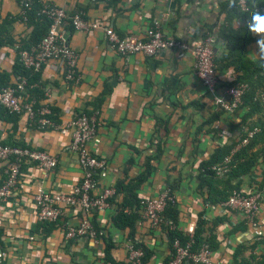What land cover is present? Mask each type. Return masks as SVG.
Here are the masks:
<instances>
[{"label": "crops", "instance_id": "1", "mask_svg": "<svg viewBox=\"0 0 264 264\" xmlns=\"http://www.w3.org/2000/svg\"><path fill=\"white\" fill-rule=\"evenodd\" d=\"M43 4L62 8L69 16L84 12L89 21L103 28L82 33L72 31L68 25L63 41L80 54L81 80H67L65 67L50 61L30 86L43 92L41 97L35 93L38 98H32L26 92V101L36 107H50L60 125L79 115L95 116L100 124V143L91 148L108 166V175L99 179L95 194L108 186L116 189L120 183L129 184L145 174L136 191L138 197H156L172 189L183 234H189L191 228L195 231L202 216L210 224L225 219L216 232L221 248L213 254L212 264H232L240 246L253 245L258 229L250 224L246 231L232 234L244 216L209 204V189L202 187V166L218 148L239 137L236 127L245 111H226L217 119L215 116L222 112L218 100L229 99L228 84L236 81L240 73L234 66L219 70L220 85L211 92L197 76L191 52L168 48L154 57L122 56L105 33V28L112 27L122 38L147 39L148 31L157 24L167 38L190 44L214 38L216 57L220 58L230 52L228 43L220 37L223 28L231 26L224 11L227 0H122L116 6L109 0H43ZM19 17V0H0V26L7 19ZM13 27L17 45L0 49V72L10 73L11 83L16 84L19 77L13 69L19 59L17 46L32 30L21 22ZM232 27L241 30L244 21L236 19ZM249 51L252 59H261L254 54L258 52L256 42L249 45ZM71 141L70 135L42 129L32 125L26 115L11 116L0 108V143L24 144L58 160V166L50 171L32 164L22 174L14 195L0 203V264H111L103 237L68 238V227L78 226L85 218L96 222L101 235L113 243L111 256L115 264H129L128 245L134 241L153 253L147 264H165L172 254L169 238L163 227L153 228L143 218V207L134 241L129 228L116 226L123 193H118L105 211L87 214L79 207L72 208L62 224L55 227L39 221L36 195L40 189L70 193L85 177L80 157L70 150ZM263 167L243 178L245 193H254ZM4 179L0 168V184ZM256 221L264 232V202ZM253 255L260 257L264 250ZM250 257L251 252H246L244 258Z\"/></svg>", "mask_w": 264, "mask_h": 264}, {"label": "built area", "instance_id": "2", "mask_svg": "<svg viewBox=\"0 0 264 264\" xmlns=\"http://www.w3.org/2000/svg\"><path fill=\"white\" fill-rule=\"evenodd\" d=\"M36 0H19L22 15L30 9ZM240 5L246 9L247 0H239ZM44 14L52 22L47 36L42 42L31 49L20 52V60L23 66L34 72H40L50 61H57L65 67L67 80L79 82L78 65L80 54L63 41V33L69 23L73 24L78 32L91 33L103 27L98 22L89 21L84 13L70 17L62 8L46 6ZM109 43L122 56L143 54L148 57L157 56L168 48H178L190 54L196 60V74L203 84L211 92H216L220 85L219 70L216 65V41L209 37L202 43L190 44L184 41L167 38L155 25L147 33V39L134 36L122 38L115 30L105 28ZM28 81L19 77L15 87L3 88L0 91V108L6 109L15 115H26L30 123L42 129L58 130L72 138L70 150L80 157V162L85 170V177L70 193H53L40 189L36 195L38 205V218L40 222H57L66 218L69 210L79 207L85 213L105 211L111 204L110 199L116 196L114 187H106L99 194H95L99 179H105L108 175L107 162L99 158L91 148L93 144L100 143L98 134L99 122L95 116L87 114L79 115L71 122L60 125L53 118V110L48 106L36 109L33 103L26 101V88ZM248 89L247 84H239L228 88V100L219 99L218 103L229 113H236L241 105ZM264 103V92L258 95ZM247 137L233 149V154L249 143L258 128L250 131L245 129ZM232 154V155H233ZM232 155L227 157L222 164L215 166L218 175L222 176L230 171ZM3 164L4 167H3ZM24 164H36L44 170L50 171L58 166V160L46 151L32 148H22L0 143V168L4 170L5 179L0 184V203L10 199L18 188L22 177ZM174 200L170 191L156 197L143 199V218L153 228H162L164 214L170 201ZM264 201V189L255 193L235 192L230 200L221 206L228 210L239 212L244 219L258 229V237L263 235L256 219ZM189 234L193 236L194 228ZM100 233L88 218L82 220L78 226L70 225L67 230L69 239L88 237L97 239ZM190 244L183 246L176 241L173 246L174 256L170 264H212L213 254L208 245H204L199 253L191 251ZM129 264H145L146 254L133 243L128 245ZM3 253L0 252V258Z\"/></svg>", "mask_w": 264, "mask_h": 264}, {"label": "trees", "instance_id": "3", "mask_svg": "<svg viewBox=\"0 0 264 264\" xmlns=\"http://www.w3.org/2000/svg\"><path fill=\"white\" fill-rule=\"evenodd\" d=\"M121 1L122 0H109L112 6H116V4ZM45 7L46 6L43 4V0H36L32 7L26 10L25 16L22 15V17L17 19L10 18L5 20L0 26V49L3 47H16L17 42L14 39L13 26L17 22L25 23L27 28L32 30V33L28 37L18 43L17 49L19 54L23 50H28L38 46L47 36L52 25L49 17L44 14ZM224 11L228 14V18L231 19V26L223 28L220 37L228 43L230 52L220 58L216 57L217 69L222 70L231 66L236 67L240 76L236 81L228 84V88L239 84H247L248 89L244 96L243 104L239 109L246 112L242 122L236 127L240 132L239 137L236 140H233L231 144L218 148L213 157L202 166V187H207L209 189L208 202L211 206L222 205L228 202L235 192L243 191V178L250 176L260 166L264 165V103L258 98V95L261 92H264V59L254 60L250 57L249 45L255 43L258 37L250 33L247 28V23L251 18L252 12L257 11L264 14V0H247L246 9H244L240 5V1L237 0L236 7L230 8L228 4H225ZM75 15L70 17H74ZM236 19L244 21L245 27L243 29L236 30L232 27L233 21ZM69 25V27H71L70 29L75 31L73 24L69 23ZM13 73L17 78L21 77L27 79L29 84L26 88V92L29 93L30 96L33 95L32 98L36 97L34 95L35 93L40 94L39 97H41L43 92L30 88L31 85L37 82L38 74L26 69L23 66L20 60V55L19 59L15 63ZM15 86L16 84L11 83L10 73L0 72V91L3 88ZM42 98H44V95ZM37 102H40L39 99H37ZM40 107L41 106H35L36 109H39ZM221 110L222 112H219L215 116V119L220 118L221 114L226 112L223 107ZM5 111L7 110L5 109ZM7 114L11 116L15 115L9 113L8 111ZM51 118L58 121V117L54 118L53 116ZM246 128L250 131L258 128L259 131L256 132L253 138L249 140V143L246 146L242 147L233 154V149L248 136V132L245 130ZM1 144L22 148L28 147L24 144L17 143ZM231 155L232 160L230 163V171L222 176L218 175L214 167L222 164L223 161ZM31 165L32 164H24L22 167V173L26 172ZM148 171H150V169H148ZM145 176V174L140 175L135 181L130 182L129 184L120 183L116 187L117 194H124V201L120 204L119 211L115 217V224L122 229L129 228L131 231L130 238H132V240L137 224L141 220L139 211L140 208H142L143 201V199L138 197L136 191L144 181ZM236 180L240 181L234 184ZM255 186L256 187L253 189L254 193L264 189V167L262 169L261 181L257 182ZM169 191L174 197L173 190L171 189ZM115 197L116 196L112 197L110 201L112 202ZM179 217L180 212L176 207L175 200H172L170 201L164 214L163 229L169 238L171 245L170 248L172 251L171 258L165 264H170L172 261L175 254L173 246L176 241H179L183 246L190 244L192 246L191 251L193 253H199L204 245L209 246L212 254H215L220 250L221 242L218 240L216 232L218 227L225 222V219L218 220L214 224H210L202 216L197 223L193 236H191L180 232ZM61 221L62 220L57 222H46L43 224L55 227L62 224ZM93 224L100 233L101 229L98 224L96 222ZM249 225L250 224L244 220L232 231V234L235 232L246 231L249 228ZM100 237H103L106 241L107 261L111 262V264H115L111 256V250L114 247L113 243L102 235H100ZM2 238L3 229L0 227V247L3 248ZM134 243L138 249H142L145 252V264L149 263L153 258V253L146 246L136 243L135 241ZM258 250H264V232L261 237H256L255 242L250 247L240 246L234 254L232 264H264V255H261L260 257L253 255L256 254ZM248 251L251 252V257L250 259H245V253Z\"/></svg>", "mask_w": 264, "mask_h": 264}, {"label": "clouds", "instance_id": "4", "mask_svg": "<svg viewBox=\"0 0 264 264\" xmlns=\"http://www.w3.org/2000/svg\"><path fill=\"white\" fill-rule=\"evenodd\" d=\"M227 4L230 8H234L237 6V0H227ZM247 28L250 33L258 37L256 40L258 52L254 54L264 59V14L257 11L252 12Z\"/></svg>", "mask_w": 264, "mask_h": 264}]
</instances>
